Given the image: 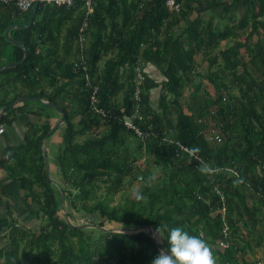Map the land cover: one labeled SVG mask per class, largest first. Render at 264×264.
<instances>
[{
	"label": "trees",
	"instance_id": "trees-1",
	"mask_svg": "<svg viewBox=\"0 0 264 264\" xmlns=\"http://www.w3.org/2000/svg\"><path fill=\"white\" fill-rule=\"evenodd\" d=\"M211 1L177 0L181 9L176 12L169 8L167 0H95L94 12L88 17L80 9L40 5L31 28L12 31V37L29 49V58L23 65L0 74V92L3 93L0 97V111L21 97L40 98L58 105L66 114L62 142L64 152L57 158L60 173L66 179L69 177L66 159H69L76 171L85 172L87 178L104 176L103 173H88L93 170L117 169L122 174L115 181L118 189L126 176L125 169L119 163L111 165L107 160L106 146L121 144L126 136L138 137L125 126L124 117L133 113L134 70L138 61H143L146 64L144 105L142 118L137 120V124L142 130L152 127L155 136H151L146 143L141 141L140 148L152 150L156 166L173 168L182 159L177 156L179 146L176 142L188 147L190 151L198 146L200 151L183 155V158H190L191 163L178 170V183L172 188L171 196L162 211L149 216L144 213L121 215L105 204L98 205L92 211L127 226H153L156 230L160 225L165 236L171 227L179 225L215 245L213 254L216 264H236L242 251L264 245V229L259 232L256 228H248L246 222V219L253 220L256 217L248 199L253 196L264 199V108L262 111L258 108L264 96V39L259 38L255 43L257 48L254 57L258 64L257 72L263 82L252 79L237 102L231 103V99L222 94L215 98L205 91L202 94V85L194 84V70L198 54L210 52L211 57V51L217 49L222 40L233 37L237 30L250 31L248 38L255 34L261 35L264 31V0ZM228 2L231 6H239L243 15L237 24L226 25L219 31L215 28L214 16L205 20L201 13L195 11V6L202 10L204 7L206 10L225 8ZM30 13H19L12 6L0 5V67L23 59V50L9 43L5 32L11 25L28 24ZM189 18L192 22L184 32L186 39L183 41L172 28ZM68 22L73 24L64 37V44L76 43L77 55V59L70 65L64 64L58 55L64 26ZM85 22H88V27L82 31ZM81 34L86 35L88 40L85 60L89 81L91 85L99 87L100 106L110 111L108 118L93 113L90 106L92 87L88 85L85 73L75 69L80 59L78 41ZM248 44L246 40L243 44L238 43L237 46L221 51L212 59L211 66L215 67L221 59L228 69L231 70V65L235 69L241 59L239 50L247 48ZM40 45L48 46L45 55L38 49ZM109 54L112 55L107 58L104 67L100 68V63ZM149 65L160 71L164 80L153 78L147 71ZM247 72L245 65L244 72L237 77L239 84H242ZM124 76L127 82L122 80ZM64 79L70 80L68 87L71 88L68 89L62 83ZM186 82L195 86L187 108L181 102V89ZM18 86L30 92L12 96L20 92L15 91ZM42 86L52 90L48 92ZM158 88H161L160 106L156 109L152 99ZM121 93H124V98L119 104L115 99ZM169 94L173 97L170 98ZM224 97H227V101L223 103ZM219 101L224 106L220 107ZM35 103L37 105L34 107ZM70 105L73 112L81 117L79 131L68 110ZM48 108L34 100L23 102L22 105L19 103L4 114L0 123V126H12L21 115L47 117L43 124H27L24 140L5 148L0 165L23 190L22 202L28 213L40 218V209H37L40 206L49 219L48 224L39 232L31 233L29 238L28 232H22L14 225L11 244L0 250V258L4 264H21V242H25L29 251L34 252L35 264H111L115 259V264H147L150 258L147 246L156 248L148 233L104 232L106 242L101 241L97 246L88 245L86 229L73 227L61 217L55 191V187L58 190L60 188L53 184L48 175L42 150L43 140L56 124L50 118ZM213 112L216 114L212 121L222 123L220 130L226 136V141L221 145L210 143L205 125L198 123L199 119H208ZM102 126L109 127L108 135L84 143L76 141L79 133L97 131ZM168 139L175 143L168 142ZM202 162L218 167L219 171L202 172ZM138 164L135 163V169L140 170ZM234 169L237 175L232 171ZM182 171H190L191 180L181 177ZM140 174L144 175V171ZM73 184L82 187V184ZM239 186H243V189L245 187L248 192L240 190ZM217 188L226 197L225 215L219 211L222 201ZM148 193L149 188L143 186L139 197L144 198ZM84 194L86 199L89 198L88 193ZM226 225L230 228L233 245L229 249H221L218 242L224 239L223 230ZM244 231L250 232V235L244 234ZM233 235L237 237L238 243ZM75 239L78 241V249L73 244ZM165 244L168 247L166 240ZM53 247H57L59 252L54 251ZM258 262L264 263V257L240 264Z\"/></svg>",
	"mask_w": 264,
	"mask_h": 264
},
{
	"label": "rangeland",
	"instance_id": "rangeland-1",
	"mask_svg": "<svg viewBox=\"0 0 264 264\" xmlns=\"http://www.w3.org/2000/svg\"><path fill=\"white\" fill-rule=\"evenodd\" d=\"M204 2V1H203ZM210 2H212L210 0ZM227 10L225 11V8ZM224 7H215L211 10H206V7L202 10L199 6H195V11L198 13H203V18L205 20L209 17L214 16L215 28L219 31L226 25L233 26L237 24L240 17L243 15V10H240L239 6H231L228 2V5ZM192 20L186 19L182 21L181 24L176 25L172 28L175 35L180 36L183 41H185L186 36L184 32L186 28L191 24ZM73 22H68L64 26V32L62 39L60 41V46L58 50L59 59L64 62V64L70 65L74 60L77 59L75 52V44H64V37L67 36V31L71 27ZM250 31H241L237 30L236 34L228 40H222L219 47L213 51L207 53H200L196 56V65H195V80L194 84L202 85V94L205 93L211 95L215 98L217 95L222 94L228 96L232 102H237L238 99L242 96V92L248 87V83L252 79H256L259 83H262V78L257 72V66L255 57L256 42L259 38L264 39V31L262 34H255L253 37L248 38ZM248 40L247 48H242L239 50L241 59L239 61V66L235 69L231 65L230 69L225 66V62L220 59L219 63L215 67L211 66V61L216 55L223 50L229 49L231 47L237 46L238 43H245ZM47 45H40L38 49L41 51L42 55L47 53ZM237 48V47H235ZM113 54V53H112ZM112 54H109L104 60L100 63V68H103L105 61ZM247 67V74L245 76L242 84H239L237 77L244 72V66ZM233 70V71H232ZM124 70H122V74ZM127 74V70L125 71ZM124 76L123 81L127 82V78ZM158 81L164 80L162 74L157 75ZM70 80H63L62 83L70 85ZM61 85V82L59 83ZM46 91L50 92L52 89L47 86H42ZM194 85L190 83H184L181 89V102L183 106L187 108L190 102V96L194 91ZM71 87H68V89ZM20 91L19 93L15 92L14 95L27 94L30 91L25 90L24 87L18 86L15 91ZM10 91V90H9ZM14 92V91H13ZM17 93V94H16ZM161 94V88L154 91V96L159 98ZM3 93L0 92V97ZM169 97L173 96L169 94ZM11 98V96H10ZM124 93H121L116 99V103L121 104L123 102ZM33 101V100H32ZM36 102V100H34ZM41 103V102H39ZM224 103V102H223ZM45 106H48L44 103H41ZM68 104V103H67ZM22 105V103H20ZM37 104H34V107ZM219 106L222 107L224 104L219 101ZM48 114L53 121L57 122L62 119V114L57 112L52 107L48 106ZM51 108V109H50ZM259 110L264 108V96L261 97ZM68 110L72 114L73 121L75 123L76 130L81 129L80 115L73 112V108L70 105ZM29 118L27 115H21L20 119L12 126H6V134L0 136V149H4L9 145L20 144L24 140V135L26 131V120ZM47 121V117L45 116ZM66 127V122L50 137H48L44 142V148L47 151L50 165V177L55 181L60 190L55 187L57 193V198L59 202V209L61 217L66 219V214L69 215L70 220L75 225H89L90 228H87V238L89 239L88 245L98 244L103 241L106 242L104 232H115L122 233V231H129L131 229H138L140 226H127L124 223L110 220L109 218H104L98 212H93L92 209L98 205L105 204L107 207L121 215H136L139 213H144L146 216L154 215L156 212H160L163 209L166 201L169 200L172 188L176 183H178L179 172L178 170L184 165L191 163L190 158L179 159L176 168L170 166H156L155 157L151 149H141L140 142L142 141L139 137L126 136L123 138V142L118 145L108 144L106 146L107 160L113 164H118L123 166L125 169V178L120 188L117 189L115 181L122 175L117 169L109 170H93L88 173H103L104 176H94L91 178L85 177V172H78L69 161L66 159V170L69 177L66 179L60 173V170L57 166V158L59 155H62L64 152L63 147V135L64 129ZM110 133L109 127L102 126L97 131L79 133L76 138L78 143H84L88 140H94L96 138H101L102 136L108 135ZM172 133V132H171ZM226 141L225 134L222 135V140L217 143L221 145ZM143 142V141H142ZM144 143V142H143ZM147 157L146 163L143 165V157ZM139 162V169H135V163ZM190 167V166H189ZM141 171H144V175L140 174ZM5 172V171H4ZM189 173V174H188ZM192 173L188 171H182L181 177L191 180ZM144 176V177H143ZM141 177H143L141 179ZM69 179V180H68ZM71 181V182H69ZM82 184V187H76L73 183ZM6 188L0 186V213H5L3 216L0 215V250L6 248L11 244V233L13 231V226L17 225L22 232H28V238L33 232H39L40 229L49 223L48 217L41 211L40 206L37 209H40V218L33 217L30 215L22 202V195H24L23 190H21L18 183L11 179L7 178L2 181ZM182 185V184H181ZM146 186L149 188V193L144 198L139 197V192L142 190V187ZM183 187V185H182ZM240 190L247 189L243 186H239ZM6 194V197L2 193ZM88 193L89 198H85L84 193ZM248 192V191H247ZM250 197V196H249ZM248 199L249 206L255 211L256 217L253 220L246 219L248 228H256L257 231H263L264 225V199L261 196H253ZM2 199V200H1ZM3 207V208H2ZM103 225V226H102ZM99 227H104L100 229ZM110 230V231H107ZM150 235V232H146ZM250 232L244 231V234L250 235ZM253 233V232H252ZM151 236V235H150ZM236 236V235H235ZM234 237V235H233ZM235 238V237H234ZM237 239V237L235 238ZM250 239V238H249ZM259 240V236H258ZM162 243H165V240L160 239ZM154 242V241H153ZM238 243V239L236 240ZM74 247L78 249V241L73 240ZM156 248L152 246H147V252L150 254V258L147 264H151L152 259L158 255L161 249L154 242ZM97 246V245H96ZM21 247L23 253L21 255V264H35L34 252H30L26 247L25 242H21ZM215 248V245H212ZM53 250L59 252L57 247H53ZM128 251V250H127ZM41 252V251H39ZM217 257V255H215ZM259 257H264V245L261 248L246 249L240 253L238 262H251L257 260ZM44 260L46 258L42 256ZM117 260L111 261V264H115ZM236 263V264H237ZM0 264H4V260L0 258ZM235 264V263H234Z\"/></svg>",
	"mask_w": 264,
	"mask_h": 264
},
{
	"label": "built area",
	"instance_id": "built-area-1",
	"mask_svg": "<svg viewBox=\"0 0 264 264\" xmlns=\"http://www.w3.org/2000/svg\"><path fill=\"white\" fill-rule=\"evenodd\" d=\"M36 0H0V5L12 6L16 9L19 13H29L35 3ZM41 5L44 7H60L66 9H80L84 11L86 17L90 16L94 12L95 8V0H41ZM167 5L172 11H180L181 4L177 2V0H167ZM88 27V22H85L82 31H84ZM87 37L84 34L80 35L78 41L79 47V54L80 59L78 63L75 65L76 71H83L87 78L88 85L92 87V94L90 99V106L93 113L102 117L108 118L110 115V111L102 108L100 106V96H99V87L90 84L89 81V70L85 60V50L87 47ZM39 54L40 52L37 51ZM135 82H134V89H133V100H134V110L133 113L129 116L124 117V124L129 129L136 133V135L146 143L151 136H155V132L152 127H149L147 130H142L141 127L137 124V120L142 118V109L144 105V83H145V71H146V64L143 61H138L135 67ZM227 101V97L223 98V102ZM216 113H211L208 119H199L198 123L200 125H205L206 132H207V139L210 143H219L222 140V133H221V126L222 123L217 121H212L213 115ZM5 126H0V136L5 133ZM170 143H175V141L168 139ZM179 146L177 149V156L183 157L185 154H191V151L188 147L183 146L179 142H176ZM147 161V157H143L142 163L145 164ZM236 175V169L232 170ZM143 177H141L142 179ZM217 193L219 194L222 205L219 209L224 215L226 214L227 205H226V197L224 193L220 189H216ZM224 239L218 242V246L221 249H229L233 245V239L231 237L230 228L228 225L225 226L223 230ZM258 264H264L263 262H258Z\"/></svg>",
	"mask_w": 264,
	"mask_h": 264
},
{
	"label": "clouds",
	"instance_id": "clouds-1",
	"mask_svg": "<svg viewBox=\"0 0 264 264\" xmlns=\"http://www.w3.org/2000/svg\"><path fill=\"white\" fill-rule=\"evenodd\" d=\"M199 147H193L192 153L199 152ZM200 170L205 173L217 172L219 168L202 162ZM156 235L167 241V250L162 249L151 264H216L212 245L200 235H195L177 225L171 227L165 236L159 225Z\"/></svg>",
	"mask_w": 264,
	"mask_h": 264
},
{
	"label": "water",
	"instance_id": "water-1",
	"mask_svg": "<svg viewBox=\"0 0 264 264\" xmlns=\"http://www.w3.org/2000/svg\"><path fill=\"white\" fill-rule=\"evenodd\" d=\"M40 5H41V0H36L35 3H34V6L32 8V10H31L28 24H14V25H11L10 27H8V29L6 30L5 36H6L7 41L9 43H11L13 46H16V47H19L20 49H22L23 52H24V57L19 62L10 63V64H6V65L1 66L0 67V74L3 73L6 70L19 67V66L23 65L28 60V58H29V49L27 48V46L24 43H22L20 41H17V40H15L12 37V31L13 30H20V29L25 30V29L31 28L33 26L34 22H35L36 17H37V14H38V10L40 8ZM32 100H36L38 102L44 103V104H46V105H48V106H50V107H52V108L60 111L61 114H62V116H63L62 119H60V120L57 121V123L55 124V126L48 133L47 137L43 140L42 150H43V154H44V157H45L47 172H48V175H50L49 158H48L47 151L44 148V142H45V140L48 137H50L51 135H53L62 126L63 123L66 122V114L64 113V111L58 105H55V104L50 103L48 101L42 100L40 98L21 97V98L16 99L15 101H13L12 103H10L9 105L5 106L0 111V123H1V120H2V118L4 116V114L10 108H12L13 106H15V105H17L19 103L29 102V101H32ZM53 184L55 186L59 187V185L55 181H53ZM66 221L71 226L76 227V228H79V229H87V228H90L91 227L89 225H75V224H73L71 222L70 217H69L68 214H66ZM99 228L100 229H104V227H99ZM104 230H106V229H104ZM107 231H110V230H107ZM142 232H150L151 238L157 244V246L161 250L162 249L167 250L168 247L166 246V244L165 243H162L161 241L160 242L158 241V239H160V238L156 235V230H155V228L153 226H140L138 229H131L129 231H122V233H126V234H138V233H142Z\"/></svg>",
	"mask_w": 264,
	"mask_h": 264
},
{
	"label": "crops",
	"instance_id": "crops-1",
	"mask_svg": "<svg viewBox=\"0 0 264 264\" xmlns=\"http://www.w3.org/2000/svg\"><path fill=\"white\" fill-rule=\"evenodd\" d=\"M198 13V12H197ZM202 15V17H203V13L201 14ZM210 18V17H209ZM196 60H197V58H196ZM147 71L150 73V75L153 77V78H157V75L158 74H161V72L160 71H158L154 66H151V65H149L148 66V69H147ZM154 95V94H153ZM157 97L158 96H154V98L152 99V101H153V107L154 108H156V109H159V106H160V96H159V98L157 99ZM23 116V115H22ZM27 116H29V118L26 120V123L28 124L29 122H33V123H37V124H43V123H45L46 122V119H45V116H39V115H27ZM19 119H20V117H19ZM18 119V120H19ZM55 123H57V122H55ZM27 124H26V131H25V134H26V132H27ZM6 134V131H5V133L3 134V135H5ZM3 135H1V136H3ZM25 136V135H24ZM9 146H11V145H9ZM7 147V146H6ZM5 147V148H6ZM5 148L4 149H0V161H1V159L4 157V150H5ZM5 170L1 167V165H0V186H2L3 188H5V186H4V183H2V181L3 180H5V179H7L8 177L10 178V176L7 174V172L5 171ZM5 190H6V188H5ZM22 190V189H21ZM2 193V192H1ZM3 194V196L4 197H6V194L5 193H2ZM22 197H23V195H22ZM21 197V198H22ZM2 200V199H1ZM0 205H1V203H0ZM3 208V207H2ZM5 213H3V211H2V213H0V215L1 216H3Z\"/></svg>",
	"mask_w": 264,
	"mask_h": 264
},
{
	"label": "bare ground",
	"instance_id": "bare-ground-1",
	"mask_svg": "<svg viewBox=\"0 0 264 264\" xmlns=\"http://www.w3.org/2000/svg\"><path fill=\"white\" fill-rule=\"evenodd\" d=\"M158 241L160 242V239H158Z\"/></svg>",
	"mask_w": 264,
	"mask_h": 264
}]
</instances>
